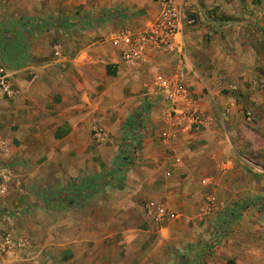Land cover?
I'll return each mask as SVG.
<instances>
[{"label": "crops", "instance_id": "crops-1", "mask_svg": "<svg viewBox=\"0 0 264 264\" xmlns=\"http://www.w3.org/2000/svg\"><path fill=\"white\" fill-rule=\"evenodd\" d=\"M0 2L4 4H0V22L12 24V31H0V65L16 90L7 95L0 88V144L8 146V165L15 168L19 185V193H7L0 204L9 212L16 209L17 214H24L25 221L31 220L25 226L30 238L26 241L35 243L23 249L19 263L56 264L59 260V264L67 259L68 264H77L81 251L77 244L82 243L84 264L98 260V264H226L232 259L234 264H242L233 248L231 251L222 244L227 238L225 228L212 238L206 232L208 222L216 224L225 213L214 215L205 208L204 184L219 199L221 192L224 199L234 198L235 184L223 178L235 170V159L217 116L221 104L214 106L223 100L218 83L221 75L199 67L201 59L207 57L200 55L206 50L197 36L185 34L184 49L172 52L149 44L132 67L122 52L135 45L136 37L154 20L158 11L155 0H21L18 9L12 0ZM46 10H80L83 14L78 23L68 18V23L58 19L47 24L15 16ZM94 11L103 13L88 14ZM65 29L67 35L62 32ZM127 30L130 34L122 35ZM55 36L67 43L70 51L77 50L75 57H69L67 70L45 59ZM179 67L184 69V82L190 90L188 102L197 107L202 121L197 126H191L184 116L187 102L173 106L155 87L157 77L169 76ZM141 91L148 100H143ZM142 107L147 110L139 120V148L134 143L130 162L123 163L119 151L125 122L131 112ZM96 124L105 130L106 145L93 144ZM164 131L167 137L162 135ZM76 174L81 175L70 183L69 177ZM179 174L183 175L184 192L167 191L166 186ZM123 181L124 187L134 186V194L101 198L104 212L99 218L108 225L114 223L115 229L95 237L92 222L98 211L89 210L95 201L91 197ZM88 183L94 190L85 191L89 197L82 204H69L87 211L65 212L59 208L66 204L45 202L43 191L47 188L58 191ZM153 186L162 190L173 210H182L178 222L159 223L145 214L140 200L151 195ZM37 197L55 211L35 210ZM210 238L217 248L211 247ZM63 242L67 245L62 246ZM175 242L179 247L173 253Z\"/></svg>", "mask_w": 264, "mask_h": 264}, {"label": "rangeland", "instance_id": "rangeland-1", "mask_svg": "<svg viewBox=\"0 0 264 264\" xmlns=\"http://www.w3.org/2000/svg\"><path fill=\"white\" fill-rule=\"evenodd\" d=\"M12 3L14 9H18V6L22 2L21 0H12ZM0 4L4 5L3 2H0ZM198 4L200 7L199 11L192 13L195 16L196 23L193 26H187L185 34L189 33V35L191 34L190 36L196 35L197 40L203 43V48L206 50L200 53L201 56L206 55L207 58L205 60L201 59L199 67L207 70L212 69L217 72V76L221 75V77H218V83L221 85L220 94L223 95V100L221 103L214 102V106L221 104L219 105L218 114L217 112L216 114L219 123H221L220 125H223L224 132L229 137L231 150L235 159V170L223 179L225 182L231 180L236 186V196L227 200L224 199L225 194L223 192H221L222 199H219L217 193L212 191L207 183L204 184L205 186L207 185V193L203 197L205 208L209 207V212L214 215L220 212L225 213V215L221 216V221L219 220L216 224L212 225L211 222H208V225H205L206 232L207 234H211L212 238V235L217 234L218 230L225 228L227 230L225 233L227 238L222 244H227L231 248V251L233 248L232 252L236 253L242 264H264V0H201ZM68 11L66 13L58 10H46L43 13L36 11L33 15L16 13L15 16L17 18L21 17L24 21H26L27 17L41 19L46 24L51 21V23H55L58 19L66 20L65 22L68 23V18L76 19V23H78L83 12L80 10ZM1 13L5 15L6 12L1 9ZM100 13L103 12H88V14L96 16ZM8 24L0 22L1 33L4 30L12 31V26H10L12 24ZM77 27L82 28L81 26ZM70 29L73 30L72 28ZM65 30H62V32L67 35V30ZM75 31L77 33L79 28ZM57 38L55 36L49 43V53L45 59L50 62H56L57 68L67 70L69 67V57H75L77 50L72 49L70 51L67 43L61 42ZM56 50L58 54L55 53ZM196 54H199V52L197 51ZM125 62L130 63L129 65L133 67L137 65L135 63H138L139 60H125ZM143 93L145 91L140 92L141 97L144 98L143 100H148L146 95L142 96ZM146 110L147 108H145ZM145 111L141 112L145 114ZM140 127L137 132L140 131ZM163 133H166L165 137L168 136L166 131ZM92 136L93 144L106 145L104 141L107 142V139L105 140L103 126L96 124L92 129ZM134 143L135 141H132L130 147L133 152H135L136 147L139 148L138 145H135V147ZM0 145L1 198L2 196L5 197L9 192L17 195L19 193V185L14 178L15 173L17 175L15 168H11L8 165V156H6L8 146L5 142H1ZM167 157L171 158L169 154ZM79 175L81 174L70 176V183L77 179L76 176ZM166 175H169V173H166ZM182 182V174L175 176L171 184L166 186L167 191L173 189L177 190L175 193H179V190L180 193H183L185 188ZM125 183L123 181L122 185L119 186L111 184L112 189L104 187L102 191L94 192L93 196H90L95 201L91 204L89 210L98 211L97 215L93 216L92 222V231L95 237H99L101 233L102 236H105L107 230L115 229L114 223L108 225L107 220L99 218L101 213L104 212L100 208L101 204L99 201L101 198H105V196L113 197L114 199L134 194V186L128 184L124 187ZM11 186L14 188V191ZM155 188L156 186L150 188L152 193L148 196L149 198L145 197L140 200L143 209L146 202L151 199L162 203L164 201L171 208L172 203H168L162 190H155ZM144 190L146 193H149L147 191L148 188H144ZM209 196L214 197V201H210ZM244 199H249V201L245 203L242 201ZM34 206L35 210L55 211L54 208L42 203L39 197H37ZM76 206L61 205L59 209L65 212L76 211L78 213L80 211H87L83 210L79 205ZM196 206L197 204L195 203L190 211H194ZM171 210L175 213L172 221L178 222L182 217V210L180 208L174 210L171 208ZM196 210L200 211L198 207ZM17 211L13 209L9 212L6 205L2 206L0 204V264H18L23 249L35 246V243L29 240L30 238L25 234L26 223L31 220L25 221V215L17 214ZM156 221L159 223L166 222ZM201 222V220H197L199 225H201ZM61 231L59 229V232ZM27 238H29L30 242L26 241ZM211 240V247L216 245L215 247L217 248V244L213 243V239ZM62 241L60 239V244ZM63 245L66 246L67 244L63 242ZM178 247L179 243L175 242L172 246L173 253L177 252ZM77 249H81V251L78 256L79 259H76V263L84 264L82 243L77 244ZM213 252L214 250L209 252L210 257ZM174 258L176 260V255ZM58 261H56V264H58ZM232 261L234 262V259ZM98 263L99 260L98 262L93 261L89 264ZM59 264H68L67 259L61 261Z\"/></svg>", "mask_w": 264, "mask_h": 264}, {"label": "built area", "instance_id": "built-area-1", "mask_svg": "<svg viewBox=\"0 0 264 264\" xmlns=\"http://www.w3.org/2000/svg\"><path fill=\"white\" fill-rule=\"evenodd\" d=\"M158 11L153 21L145 26L135 39V45L123 50L122 58L126 61L140 60L146 50V46L151 44L163 51L183 50L185 47V28L195 25L193 12L199 11L201 0H155ZM125 31L122 35H128ZM130 34V33H129ZM126 40V38H125ZM58 54V51H55ZM184 69L179 67L169 76L157 77L155 86L162 92L164 99L173 106L179 102H187L184 108V116L192 125L201 124L197 107L188 102L190 90L184 82ZM0 88L7 95L15 93L12 84L8 80L6 70L0 65ZM99 134V133H96ZM166 136V133H163ZM0 191L2 184L0 183ZM210 201L214 197L209 196ZM209 207H206L208 209ZM145 214L155 220L168 221L175 217V213L167 208L162 202L148 200L144 206Z\"/></svg>", "mask_w": 264, "mask_h": 264}, {"label": "trees", "instance_id": "trees-1", "mask_svg": "<svg viewBox=\"0 0 264 264\" xmlns=\"http://www.w3.org/2000/svg\"><path fill=\"white\" fill-rule=\"evenodd\" d=\"M258 1V0H256ZM141 111H145V107L141 108ZM141 111L133 112L126 121V129H125V138H123V142L120 146V158L123 163L130 162L129 154L133 153V150L130 149L132 141H135V145L140 144V138L138 135V127H140V118ZM92 182V181H91ZM86 187H80L76 184H73L67 189L52 191L47 188V190L43 191V195L46 197L45 202L48 204H57L64 203L66 205L80 203L82 204L85 198H88L89 194H85L87 189L93 190L92 184L88 183ZM91 186V188H90ZM226 264H234L232 260H228Z\"/></svg>", "mask_w": 264, "mask_h": 264}]
</instances>
